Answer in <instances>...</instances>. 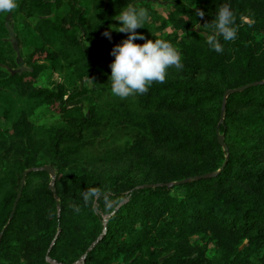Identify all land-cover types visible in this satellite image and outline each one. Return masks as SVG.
<instances>
[{
	"label": "trees",
	"instance_id": "1",
	"mask_svg": "<svg viewBox=\"0 0 264 264\" xmlns=\"http://www.w3.org/2000/svg\"><path fill=\"white\" fill-rule=\"evenodd\" d=\"M16 3L0 12V264H264V0ZM129 4L160 18L136 31L171 42L184 68L123 100L108 78ZM223 4L238 32L217 53L203 25ZM46 70L60 80L37 86ZM41 108L50 125L32 122ZM43 166L54 191L44 171L21 183Z\"/></svg>",
	"mask_w": 264,
	"mask_h": 264
},
{
	"label": "clouds",
	"instance_id": "2",
	"mask_svg": "<svg viewBox=\"0 0 264 264\" xmlns=\"http://www.w3.org/2000/svg\"><path fill=\"white\" fill-rule=\"evenodd\" d=\"M17 7L16 0H0V12L10 13ZM196 15L203 18L205 13L197 8ZM149 16L148 9L129 4L113 18L120 22V26L114 30L128 34L127 39L115 45L110 52V55L114 57L109 65L111 93L121 99L137 94H147L154 82H165L169 68H175L178 72L184 68L181 52L171 42L164 39L147 40L136 31L144 28ZM235 25L236 17L231 6L229 4L221 5L214 19L203 25L204 28L211 29L212 32L206 36L205 41L209 48L217 53H222L223 45L220 43V38L222 37L226 42L234 41L238 32ZM200 27L201 25L197 23L195 28ZM102 35L111 39L108 31ZM137 39L145 42L142 45L136 44L133 41ZM97 194L95 188H90L82 193V197L87 202ZM71 207H74L77 212L80 210L79 207Z\"/></svg>",
	"mask_w": 264,
	"mask_h": 264
},
{
	"label": "rangeland",
	"instance_id": "3",
	"mask_svg": "<svg viewBox=\"0 0 264 264\" xmlns=\"http://www.w3.org/2000/svg\"><path fill=\"white\" fill-rule=\"evenodd\" d=\"M158 3H159L160 6L157 9V16H159V17H165V12H164L162 6L165 5L166 3L163 2V1L158 2ZM118 13H115L113 15V18ZM159 17H157V18H151V17H149V19H148L147 22L148 23H153V25L158 26V25H160V22H161ZM113 20H115V19H113ZM26 21L27 22H34L33 19H29V20H26ZM7 25H8V29H9V32H10V37L8 38V40L10 42H12L15 50L18 53V58H17L18 67L14 71H17V72L26 71V67L24 65V62H23V60L20 57V51L18 50L17 42H16V40L14 38V35L11 32V28L13 26V22L10 19H8ZM172 32H174V29H172L171 27H167L162 32H155V36H157V37H160L161 36L162 37V36H165V35L170 34ZM114 34L116 36L115 37V44H114V46L117 45V44H120L122 40L127 39V35H128L127 33H121V32H118V31H115ZM146 39L147 40H151V38H146ZM133 42L136 43V44H141L142 45L145 41L144 40L137 39V40H134ZM35 56H36V58H42L43 53L41 51L40 52L38 51ZM60 78H61V74L59 72H53L51 70H46V71H44L40 75V77L38 78V80L36 82V85L37 86H48V87H50L51 82H53L55 80H60ZM108 80H109V78H108ZM32 86L33 85H31V90H33ZM104 109L105 108L103 107V110ZM55 119H56V116L50 115L43 108L38 109L35 112V114L33 115V117L31 118V120H32V122L34 124L43 123L45 125H50ZM115 140L119 144H123V143H125L127 141V139H126L125 136H118Z\"/></svg>",
	"mask_w": 264,
	"mask_h": 264
},
{
	"label": "water",
	"instance_id": "4",
	"mask_svg": "<svg viewBox=\"0 0 264 264\" xmlns=\"http://www.w3.org/2000/svg\"><path fill=\"white\" fill-rule=\"evenodd\" d=\"M241 89H242V88H240V89H238V90H241ZM238 90H235V91H238ZM232 92H234V91H232V90H227V91H225V92H224V97H226L228 94H230V93H232ZM218 142H219L220 145L223 146V140H222L221 137H218ZM36 170L44 171V172H46V173L51 177L52 180H51V183L49 184L48 187H49V189H50L51 191H54V188H53V179H54L55 173H54V169H53L51 166H43V167L38 168V169H29V170L23 172L21 183L24 182V179H25V176L27 175V173L32 172V171H36ZM203 177H206V176H203ZM183 182H185V181H183ZM181 183H182V182H181ZM19 195H20V193L18 194V197H19ZM54 197H55V199H56V196H55V195H54ZM16 201H17V199H16ZM14 206H15V205H14ZM13 210H14V209H13Z\"/></svg>",
	"mask_w": 264,
	"mask_h": 264
}]
</instances>
